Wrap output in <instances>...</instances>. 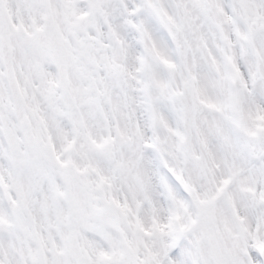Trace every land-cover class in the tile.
I'll return each mask as SVG.
<instances>
[{"label": "snow or ice", "instance_id": "1", "mask_svg": "<svg viewBox=\"0 0 264 264\" xmlns=\"http://www.w3.org/2000/svg\"><path fill=\"white\" fill-rule=\"evenodd\" d=\"M0 264H264V0H0Z\"/></svg>", "mask_w": 264, "mask_h": 264}]
</instances>
